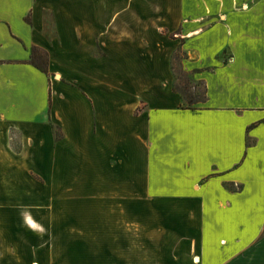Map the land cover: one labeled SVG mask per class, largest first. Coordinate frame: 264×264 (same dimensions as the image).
I'll list each match as a JSON object with an SVG mask.
<instances>
[{
  "label": "crops",
  "instance_id": "0c3cea01",
  "mask_svg": "<svg viewBox=\"0 0 264 264\" xmlns=\"http://www.w3.org/2000/svg\"><path fill=\"white\" fill-rule=\"evenodd\" d=\"M177 1L174 18L191 16L181 35L182 66L204 85L203 101L190 107L180 105L163 53L149 54L144 64L133 60L130 7L117 0H0L1 124L31 133L54 105L51 77L85 68L102 44L109 60L93 56L90 73L120 78L93 82L96 92L104 85L115 92L97 101L104 109L96 105L94 113L116 161L118 183L108 184L122 191L99 199L95 219L111 221L109 241L102 244L101 228L94 227L88 236L99 242L93 249L99 261L88 264H264V0ZM143 28L144 42L159 44L157 29ZM33 46L46 52V72L29 62ZM135 94L147 103L136 113ZM91 109L80 102L76 116L65 112L83 140ZM100 143L88 144V152ZM17 199L0 196V264H87L82 227L71 244L64 230L80 205L75 196H57L62 200L46 208L45 217L55 215L56 222L44 242L40 212ZM107 203L117 209L103 213ZM60 206L64 212L54 213ZM102 251L124 259L102 258Z\"/></svg>",
  "mask_w": 264,
  "mask_h": 264
},
{
  "label": "rangeland",
  "instance_id": "374dc122",
  "mask_svg": "<svg viewBox=\"0 0 264 264\" xmlns=\"http://www.w3.org/2000/svg\"><path fill=\"white\" fill-rule=\"evenodd\" d=\"M117 1L121 7L132 9L133 27L137 32L133 60L144 64L149 61V54L153 57L163 53L169 62L170 85L177 90L181 100L180 105L190 107L201 102L205 96L203 82L194 78L191 72L183 69L182 66L185 52L181 46L183 41L181 35L187 33L183 31V27H190L191 16L188 13H183L177 18L178 20L174 18L177 15L175 11L179 1L128 0L127 4L125 3L127 0ZM204 18V16L200 18L201 21ZM143 27L157 29L159 44L144 42L148 38L145 37ZM90 54V59L86 57L85 68L83 65H76L73 69L65 70L63 75L51 77V87L56 90L55 98H53L54 105L47 111V117L42 123L32 125L34 128L30 129L31 133L12 125L0 123V196L10 193L13 198H18L17 200L26 208L40 212L46 229L43 242L50 239L51 226L55 224L51 223L56 222L55 215L53 219L49 218V215L45 217L46 208L56 206L55 203L62 200L56 199L57 196H75L76 200L80 201V205H75L71 209L68 221H64V230L71 239V244L74 240L78 242L77 231L82 227L80 232L84 230L86 234L84 254L87 255V264L99 261L94 260L98 253L93 249L100 247L99 242L94 241V238L88 235L93 234L96 226L101 228L100 233L103 236L110 233L109 228L105 227L109 225L110 220L95 219L99 199L106 193L111 195L112 192L122 191L116 185L108 184L118 183L115 181V175L111 168L115 167L116 161L113 157L110 158L111 141L107 138L109 133L99 132L101 131L100 125H98L94 113L97 106L101 110L104 109V104H98L97 101L104 102L105 94L114 95L115 92L108 90L105 85L99 92L93 89L95 79L103 84H109L110 82H119L120 78L119 76L116 78L115 75L108 74L104 70L99 75H93L88 68L90 62L93 61V56L109 60L111 52L107 44H102L101 50L98 47L96 50L93 48ZM117 56L119 63L125 62L121 58L122 56ZM135 69H141V67L135 66ZM158 78L156 79L158 80ZM133 99L134 113L137 109L147 108V103L141 94H135ZM192 101L198 102L191 103ZM80 102H90L92 107L87 124L89 134L86 133L85 140L80 137L77 125L66 120L65 115L67 111L69 118L76 116L77 106ZM95 106L96 108H94ZM95 140H101V143L96 151L92 150L89 153L88 144L94 146ZM85 159L87 160L85 161ZM97 175L100 176L101 185L94 184L97 183L94 181ZM76 183L86 184L84 187L82 185L78 187ZM99 186L101 188H96ZM65 206L55 208L54 213H63ZM116 206L107 203V205H103L102 212L108 211L110 207L116 210ZM78 212L85 213V221L81 219V213ZM74 213H77L78 217L76 214L74 218ZM123 221L125 222V220ZM121 231L124 232L125 229L121 227ZM24 239L31 240V237L26 236ZM107 241H109L108 236H104L101 242L105 244L108 243ZM78 244H81V241L76 243V245ZM104 247L103 245L102 249ZM21 253L28 254L26 246ZM100 254L102 258L108 255L112 256L113 260L124 259L121 253L115 251H102Z\"/></svg>",
  "mask_w": 264,
  "mask_h": 264
},
{
  "label": "trees",
  "instance_id": "16d2710c",
  "mask_svg": "<svg viewBox=\"0 0 264 264\" xmlns=\"http://www.w3.org/2000/svg\"><path fill=\"white\" fill-rule=\"evenodd\" d=\"M46 52L36 46H33L31 48V55L29 62L33 64L34 66L38 67L41 71L46 72V62H47V56ZM173 90L177 91L175 87L173 86ZM203 101V100H202ZM198 101H192L191 103H195Z\"/></svg>",
  "mask_w": 264,
  "mask_h": 264
}]
</instances>
